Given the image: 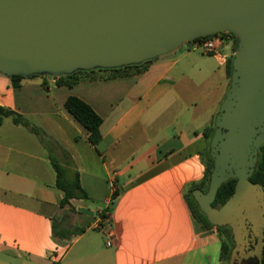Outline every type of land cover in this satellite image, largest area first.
I'll use <instances>...</instances> for the list:
<instances>
[{
    "label": "crops",
    "instance_id": "obj_1",
    "mask_svg": "<svg viewBox=\"0 0 264 264\" xmlns=\"http://www.w3.org/2000/svg\"><path fill=\"white\" fill-rule=\"evenodd\" d=\"M233 50L221 61L188 44L145 70L81 74L71 87L38 77L15 88L0 75V106L45 134L10 118L0 127V264H223L221 238L186 194L206 178L204 132L230 88ZM69 97L102 117L98 146ZM54 160L79 173L87 198L60 205Z\"/></svg>",
    "mask_w": 264,
    "mask_h": 264
},
{
    "label": "water",
    "instance_id": "obj_2",
    "mask_svg": "<svg viewBox=\"0 0 264 264\" xmlns=\"http://www.w3.org/2000/svg\"><path fill=\"white\" fill-rule=\"evenodd\" d=\"M236 36L230 88L215 119L209 189L194 199L230 227V264L264 258V188L253 176L264 145V0H0V75L59 78L143 65L218 33ZM237 181L220 208L224 183Z\"/></svg>",
    "mask_w": 264,
    "mask_h": 264
},
{
    "label": "trees",
    "instance_id": "obj_3",
    "mask_svg": "<svg viewBox=\"0 0 264 264\" xmlns=\"http://www.w3.org/2000/svg\"><path fill=\"white\" fill-rule=\"evenodd\" d=\"M229 35L234 40V50L237 47L238 40L235 35L229 33ZM212 36L206 37L210 38ZM151 62H147L143 65L138 66H129L125 68L120 69H97L94 71L89 72H78L73 75L68 76H62L59 78H54L57 80L58 85H67V86H73L77 81V76L81 74H87V73H94V72H109L111 75L116 76L119 74H123L128 70H136V71H142L145 70V68L150 64ZM233 57L229 60L228 67L229 72L228 75L231 78L232 72H233ZM38 77H50V76H32L30 78H38ZM27 78L16 75L10 78L12 85L15 88H19L21 85V82ZM66 109L68 112L88 131L89 133V141L93 146H98L100 142L102 141V132H101V126L103 123L102 117H100L94 109L88 105L86 102L81 100L78 97H69L66 101ZM12 119V121L16 125H22L26 128H28L33 134L37 135L41 141L43 142L45 139L44 131L34 125H32L26 118H24L22 115L18 114L17 112L0 106V127L4 124V121L6 119ZM215 132V124L212 128L206 130L204 132V136L208 142V152L206 154V160H207V171H206V178L204 182L201 184H194L190 187L189 191L186 194V200L189 204L190 210L196 219V221L204 228V230L208 232H216L219 237L222 240V249H221V259L223 262L228 261L230 262L231 253L234 247V241L232 237V231L230 227H215L213 226L207 219L206 215L201 211L199 205L194 199L193 193L197 190H203L206 192L209 189L210 180L212 176V172L214 169V162L210 155V144L211 140L213 138ZM54 167L57 171V186L58 188L64 192V198L61 200L60 205L62 207H66L70 204L71 199H84L87 198L86 191L82 188L80 183V176L78 172H74L72 176H69L68 169L63 167L62 165H59L55 160L53 161ZM254 184L261 185L264 188V145L260 147L259 149V158L256 170L253 174V176L250 179ZM237 181L234 179H231L224 183L222 187L219 189L216 200L213 203L214 208H220L222 207L229 198L234 194L235 187H236ZM118 193L114 195V197H117ZM102 218L104 220L110 221V217L106 215V211L102 213ZM80 233H84V230H79L77 235ZM53 234L55 238H64V234H58L57 232V225L54 222L53 223ZM230 264V263H228ZM256 264H259L256 263ZM264 264V261H263Z\"/></svg>",
    "mask_w": 264,
    "mask_h": 264
},
{
    "label": "built area",
    "instance_id": "obj_4",
    "mask_svg": "<svg viewBox=\"0 0 264 264\" xmlns=\"http://www.w3.org/2000/svg\"><path fill=\"white\" fill-rule=\"evenodd\" d=\"M188 44L192 49L199 50L203 54L211 55L221 61H224L226 59V56L223 53V49L226 47L234 48V40L227 32L218 33L210 38H199ZM108 245L110 246L111 243L108 242Z\"/></svg>",
    "mask_w": 264,
    "mask_h": 264
},
{
    "label": "flooded vegetation",
    "instance_id": "obj_5",
    "mask_svg": "<svg viewBox=\"0 0 264 264\" xmlns=\"http://www.w3.org/2000/svg\"><path fill=\"white\" fill-rule=\"evenodd\" d=\"M263 261H264V258L262 260V263H263ZM258 262H259V260L256 257H251V258H248V259H243L242 261L236 260L234 264H256Z\"/></svg>",
    "mask_w": 264,
    "mask_h": 264
},
{
    "label": "rangeland",
    "instance_id": "obj_6",
    "mask_svg": "<svg viewBox=\"0 0 264 264\" xmlns=\"http://www.w3.org/2000/svg\"><path fill=\"white\" fill-rule=\"evenodd\" d=\"M234 43H235V42H234ZM234 46H235V44H234ZM234 53H235V50H234ZM207 152H208V147H207V149H206L205 156H206ZM228 263H229L228 261H225L223 264H228Z\"/></svg>",
    "mask_w": 264,
    "mask_h": 264
}]
</instances>
